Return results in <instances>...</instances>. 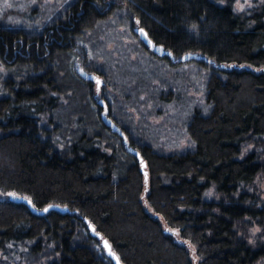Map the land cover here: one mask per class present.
Instances as JSON below:
<instances>
[{
  "label": "trees",
  "instance_id": "16d2710c",
  "mask_svg": "<svg viewBox=\"0 0 264 264\" xmlns=\"http://www.w3.org/2000/svg\"><path fill=\"white\" fill-rule=\"evenodd\" d=\"M39 1L0 17V194L31 201L0 198V252L115 264L107 240L121 264H194L179 231L199 264H264V73L252 69L264 67V2ZM140 29L149 45L125 42ZM172 112L186 150L150 136L151 117L173 125Z\"/></svg>",
  "mask_w": 264,
  "mask_h": 264
},
{
  "label": "rangeland",
  "instance_id": "374dc122",
  "mask_svg": "<svg viewBox=\"0 0 264 264\" xmlns=\"http://www.w3.org/2000/svg\"><path fill=\"white\" fill-rule=\"evenodd\" d=\"M26 2V3H25ZM25 2H20L17 3V1L15 0H0V7L2 6H7L9 8L8 12L5 11H0V17L2 18H9L11 17V13L15 14V17L21 18L26 12H32L33 10H40V7L42 5L41 1L39 0H31V1H25ZM264 2V0H234V7L238 12H242V13H246L248 11H252L253 9H255L257 6L261 5ZM35 11V12H36ZM131 18L133 19V24L135 28H139L140 25L139 23H137V20L134 19V16L131 15ZM3 20V19H2ZM133 36H135L136 40L134 38H129V39H125L126 43H130V42H136V41H141L142 38L138 35V34H133ZM111 49H113V46L110 47ZM162 52H164V50H161ZM80 57L83 55V53L80 51L79 52ZM187 57L189 58H197V59H203V56L201 55H197V54H190L187 55ZM78 68H82V62L79 61L78 63ZM182 68V69H181ZM179 69V71L181 72L179 75L182 76H188L189 74L191 75V72H194V70L192 69V66L188 65L185 67H181ZM254 71L256 72H263L264 73V67L263 68H252ZM190 77V76H189ZM189 77H185L184 78V83L186 84H190V86H188V93L187 96L190 98H188L189 100L193 101V103L196 105H204L205 104V93H204V89H203V85L200 82L195 83V85H192L190 83V80L187 81V78ZM191 79L193 77H190ZM193 80V79H192ZM191 80V81H192ZM0 89H1V85H0ZM182 92V91H181ZM185 92V89L184 91ZM96 98H97V102H103L101 100H104L103 98V94L102 92H100L99 94H96ZM187 99V98H186ZM185 101L187 102L188 99ZM190 106V105H189ZM153 104L150 103V105L147 108H141V112L148 114L151 110H152ZM181 111V110H177ZM176 112H172L170 114H172L170 116L169 119V123L173 124V125H169L167 123L164 122L165 116H160V117H151L150 119V123L153 124V127L151 128V133L150 136L152 137H159L157 139V144L163 148L165 151L167 152H172V151H176V150H186L190 147L189 144V137L186 136V134L184 133V131H182V129H175L176 125H177V120H179L180 116H178V114H174ZM135 118L136 121H139L140 119V114L135 111ZM164 123V124H163ZM163 124V125H162ZM162 126V128H161ZM253 148V146H249L247 149H245L244 153H248L251 151V149ZM264 184L259 183L260 186L263 187ZM0 198L2 200H8L9 199V195H5V194H0ZM162 225L164 226V228L166 227V224L162 221ZM253 233H258L259 229L256 228L252 231ZM173 236L175 237L176 241L180 244H182L183 246H185L188 251L190 252L191 258L194 262V264H199V257L196 251V248L193 246V244H191L189 241L183 239L179 233V231H173ZM11 252V250H10ZM13 253H11L10 255L12 256ZM11 256H4L1 252H0V258L3 260H7L9 262H12L13 264H18L20 262V258L18 257H11ZM58 258V257H57ZM53 261V260H51ZM48 261V262H51ZM47 262V263H48Z\"/></svg>",
  "mask_w": 264,
  "mask_h": 264
},
{
  "label": "water",
  "instance_id": "95a60500",
  "mask_svg": "<svg viewBox=\"0 0 264 264\" xmlns=\"http://www.w3.org/2000/svg\"><path fill=\"white\" fill-rule=\"evenodd\" d=\"M145 32V31H144ZM139 33L141 34V36H142V39L144 40V42L146 43V44H150V41H149V39H148V36H145L144 34H142L141 33V31L139 30ZM146 33V32H145ZM157 50H160V48H156ZM161 51V50H160ZM190 59H193V58H189V57H185L184 58V60H190ZM11 198V200H15V201H17V202H23V203H27V204H29V205H31V203H29L28 201L29 200H27V199H24L23 197H13V196H11L10 197ZM48 211V210H47ZM46 211V212H47ZM90 228H91V230H92V232H93V234H96L95 233V231H93V225H91L90 226ZM95 229V228H94ZM105 242H107V245L105 244ZM103 246L105 247V249H106V252H107V255L114 261V263L115 264H121V262H120V259L119 260H117V254L112 250V247H111V245H110V243L107 241V240H104L103 241ZM112 253H115V255H112ZM119 258V257H118Z\"/></svg>",
  "mask_w": 264,
  "mask_h": 264
},
{
  "label": "snow or ice",
  "instance_id": "6c2138e0",
  "mask_svg": "<svg viewBox=\"0 0 264 264\" xmlns=\"http://www.w3.org/2000/svg\"><path fill=\"white\" fill-rule=\"evenodd\" d=\"M137 23H139V21H137ZM141 33L144 34L145 36H147V33L144 32L143 29H140ZM99 82V81H98ZM8 195L16 197L17 194L16 193H8ZM24 199H27V197H23ZM29 203H31V201H28ZM49 207H52L51 205ZM45 211H47L48 209H44ZM168 231H171V229H167ZM93 231H95V229L93 228ZM97 235H99V233H97ZM105 244L107 245V242H105ZM112 255H115V253H112ZM117 260H119V258L117 257Z\"/></svg>",
  "mask_w": 264,
  "mask_h": 264
}]
</instances>
